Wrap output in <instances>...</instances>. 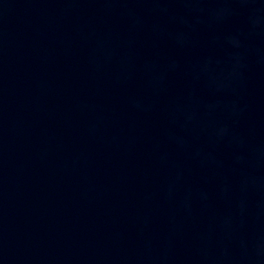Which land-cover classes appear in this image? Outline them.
<instances>
[{
  "label": "water",
  "instance_id": "obj_1",
  "mask_svg": "<svg viewBox=\"0 0 264 264\" xmlns=\"http://www.w3.org/2000/svg\"><path fill=\"white\" fill-rule=\"evenodd\" d=\"M0 264H264V0H0Z\"/></svg>",
  "mask_w": 264,
  "mask_h": 264
}]
</instances>
